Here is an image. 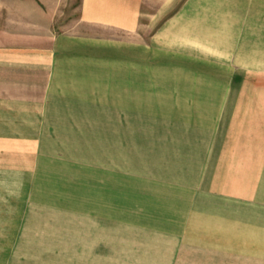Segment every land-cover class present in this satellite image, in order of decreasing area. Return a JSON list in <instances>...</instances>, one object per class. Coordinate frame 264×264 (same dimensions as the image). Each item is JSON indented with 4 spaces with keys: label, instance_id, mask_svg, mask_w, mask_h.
<instances>
[{
    "label": "rangeland",
    "instance_id": "obj_1",
    "mask_svg": "<svg viewBox=\"0 0 264 264\" xmlns=\"http://www.w3.org/2000/svg\"><path fill=\"white\" fill-rule=\"evenodd\" d=\"M162 2L143 10V43L181 12ZM79 3L65 0L62 32H94ZM212 11L205 79H142L141 97L95 104L92 125L45 128L22 205L0 207V264H246L244 235L228 238L244 200L216 178L245 145V104L264 102V10Z\"/></svg>",
    "mask_w": 264,
    "mask_h": 264
},
{
    "label": "crops",
    "instance_id": "obj_2",
    "mask_svg": "<svg viewBox=\"0 0 264 264\" xmlns=\"http://www.w3.org/2000/svg\"><path fill=\"white\" fill-rule=\"evenodd\" d=\"M64 3L15 0L0 13V207L22 205L46 127L92 125L86 120L95 104L110 110L111 97H141L142 79L168 80L176 72L181 79H205L212 10H264V0H163L158 10L181 12L143 43L136 35L148 0H80L78 23L94 30L81 34L57 27ZM175 44L180 49H170ZM261 79L264 95V71ZM243 111L236 135L245 145L221 162L216 182L219 191L244 200V214L229 220L230 247L244 235V253L237 254L246 264H264V102L247 103Z\"/></svg>",
    "mask_w": 264,
    "mask_h": 264
}]
</instances>
